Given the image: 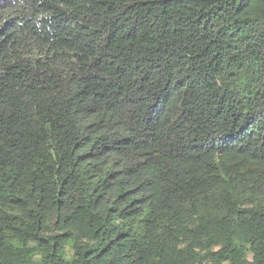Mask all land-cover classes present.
I'll return each instance as SVG.
<instances>
[{"label":"trees","instance_id":"16d2710c","mask_svg":"<svg viewBox=\"0 0 264 264\" xmlns=\"http://www.w3.org/2000/svg\"><path fill=\"white\" fill-rule=\"evenodd\" d=\"M0 264H264V0H0Z\"/></svg>","mask_w":264,"mask_h":264}]
</instances>
